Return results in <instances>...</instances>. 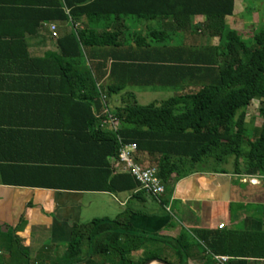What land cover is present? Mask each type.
Here are the masks:
<instances>
[{"label":"trees","instance_id":"obj_1","mask_svg":"<svg viewBox=\"0 0 264 264\" xmlns=\"http://www.w3.org/2000/svg\"><path fill=\"white\" fill-rule=\"evenodd\" d=\"M235 2L0 0V28L12 32L0 37V42L19 51L23 47L26 57V38L35 36L44 23L70 26L69 33L57 40L60 53L51 55L58 63L56 78L36 82L50 83L39 94L72 95V103L88 115L83 117V135H77L81 146L76 151L84 160L43 168L52 171L57 181L68 184L76 178V185L61 183L59 187L96 192L138 189L131 175H117L110 162L119 157L118 137L126 144H136L139 152L158 157L159 177L166 188L174 175L183 179L204 170L226 173L223 167L232 158L238 171L245 160L264 176V28L254 29L246 39L231 29L226 20L233 16ZM198 16L206 19L202 27L195 22ZM119 20L127 24V35L110 31ZM159 21L172 22L173 31L153 30L147 36L132 32L139 22ZM80 23L83 29L75 32L74 25ZM200 31L217 38L218 45L187 46L185 34ZM16 50L17 59L20 52ZM29 73L36 71L32 67ZM146 88L184 94L140 106L135 94L127 92L125 106L110 112L119 122L118 132L102 128L107 115L99 118L94 110L108 108L104 96ZM255 101L261 103L263 125L256 130L253 143L245 127L248 109ZM132 216L127 211L114 220L77 226L66 250L47 248L48 259L42 262L34 260L27 249L12 246L9 264H147L151 260L189 264L192 258L198 259L200 250L214 258L264 260V233L223 230L199 233L198 242L187 233L165 239L137 231ZM214 258L208 263L217 264Z\"/></svg>","mask_w":264,"mask_h":264},{"label":"crops","instance_id":"obj_2","mask_svg":"<svg viewBox=\"0 0 264 264\" xmlns=\"http://www.w3.org/2000/svg\"><path fill=\"white\" fill-rule=\"evenodd\" d=\"M247 10L243 0H236L234 14L227 18V25L239 32L234 21ZM256 14L254 12L253 20L258 17ZM195 22L202 27L206 19L198 16ZM84 23H80L81 29ZM54 24L57 38L49 23H44L35 36L26 38L27 57L23 47L19 51L12 44L0 42L1 264H9L12 246L27 249L34 260L47 254L50 247L62 253L71 243L77 226L88 225L94 220H114L127 211H132L131 221L137 231L165 239H178L182 233H187L198 242L196 235L199 233L223 230L264 233V176L260 168L251 163H241L239 171L236 167L233 171L225 169L226 173L204 170L183 179L174 175L166 188L164 205L149 195L142 197L139 189L96 192L59 187L61 183L76 185V178L70 179L68 184L62 182L63 179L57 181L52 171L47 172L44 167L84 160L76 151L81 146L77 135H83L86 127L83 117L88 115L72 103V95L39 94L50 83L40 85L37 79L56 78L54 72L58 63L51 55L60 53L57 40L70 31L68 25ZM251 24L245 27H253L255 23ZM126 25L119 20L110 31L125 32ZM137 25V32L144 36L153 30L173 31L170 21L139 22ZM11 34L0 28V37ZM185 35L187 46L218 45L217 38H209L201 31L198 35L190 32ZM15 49L20 52L17 59ZM32 67L36 73L30 74ZM149 90L152 89H128L106 98L104 105L108 108L101 112L95 109V115L100 118L107 115V111L125 106L127 92L134 93L139 104L140 96L148 95ZM136 160L140 165L156 167L158 157L139 152ZM42 184L58 187L48 188ZM165 206L170 207L171 212ZM222 225L224 229H220ZM196 254H199L198 259L192 258L189 264H209L208 260L214 258L201 250ZM216 258L222 257L214 258L217 264H264V260H230L227 257L224 258L228 261L223 263Z\"/></svg>","mask_w":264,"mask_h":264},{"label":"built area","instance_id":"obj_3","mask_svg":"<svg viewBox=\"0 0 264 264\" xmlns=\"http://www.w3.org/2000/svg\"><path fill=\"white\" fill-rule=\"evenodd\" d=\"M51 32L55 38L58 37L57 26L52 23L49 25ZM74 31H78L81 28L80 24L74 25ZM106 100V97H103ZM102 128L104 130L117 133L119 130V122L115 119L109 111H107V119L102 122ZM120 144L119 157L112 159V166L116 174H128L131 175L139 184V191L145 192L150 197L154 198L160 204H163V198L166 194V187L159 177V171L157 166H143L137 162V155L139 153L138 146L136 144H126L118 137ZM166 209L171 212V208L165 206ZM222 225L220 229H224ZM217 260L226 263L227 258H216Z\"/></svg>","mask_w":264,"mask_h":264},{"label":"rangeland","instance_id":"obj_4","mask_svg":"<svg viewBox=\"0 0 264 264\" xmlns=\"http://www.w3.org/2000/svg\"><path fill=\"white\" fill-rule=\"evenodd\" d=\"M244 3V9L248 10L241 15L240 19H237L234 21L235 27L239 29V32L244 34L245 39L249 37V35H252V31L254 29L260 30L261 28H264V0H243ZM251 12H257L256 14L258 17H255L253 20V15ZM253 27H245V24H250ZM137 27H139L137 25ZM139 30L138 28L132 29V32H135ZM131 32V33H132ZM251 33V34H250ZM219 43V40H217V44ZM140 95H142L141 92H138ZM184 93H178L173 89H152L149 90L148 95L140 96L139 105L140 106H148L153 103L159 102L161 104L164 101L169 100L171 97H174L175 95H183ZM260 109H261V103L259 101H255L252 103V105L248 109V115L246 120V129L249 134V137H253V141H255L256 130L259 129L263 125V120L260 117ZM259 127V128H258ZM242 165L247 164L245 160L241 161ZM234 167H236V160L235 158H232L230 160V163L226 166H224V169H227L228 171H233ZM48 259V254L39 255L36 261L42 262L44 260Z\"/></svg>","mask_w":264,"mask_h":264},{"label":"water","instance_id":"obj_5","mask_svg":"<svg viewBox=\"0 0 264 264\" xmlns=\"http://www.w3.org/2000/svg\"><path fill=\"white\" fill-rule=\"evenodd\" d=\"M147 264H169V263L162 260H151Z\"/></svg>","mask_w":264,"mask_h":264}]
</instances>
